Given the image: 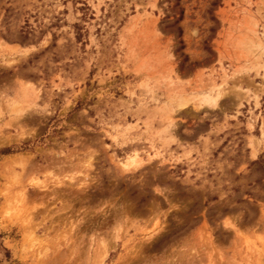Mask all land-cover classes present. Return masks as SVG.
<instances>
[{"label": "rangeland", "instance_id": "374dc122", "mask_svg": "<svg viewBox=\"0 0 264 264\" xmlns=\"http://www.w3.org/2000/svg\"><path fill=\"white\" fill-rule=\"evenodd\" d=\"M0 264H264V0H0Z\"/></svg>", "mask_w": 264, "mask_h": 264}]
</instances>
